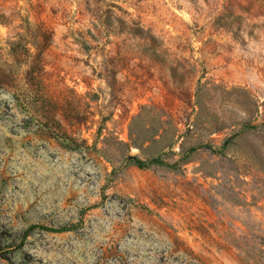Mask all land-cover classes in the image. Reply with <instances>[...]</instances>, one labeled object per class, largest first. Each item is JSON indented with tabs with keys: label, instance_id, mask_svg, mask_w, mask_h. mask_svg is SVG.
<instances>
[{
	"label": "rangeland",
	"instance_id": "rangeland-1",
	"mask_svg": "<svg viewBox=\"0 0 264 264\" xmlns=\"http://www.w3.org/2000/svg\"><path fill=\"white\" fill-rule=\"evenodd\" d=\"M0 264H264V0H0Z\"/></svg>",
	"mask_w": 264,
	"mask_h": 264
}]
</instances>
